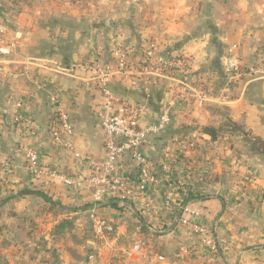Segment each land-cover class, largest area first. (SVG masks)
Returning a JSON list of instances; mask_svg holds the SVG:
<instances>
[{
    "label": "crops",
    "instance_id": "1",
    "mask_svg": "<svg viewBox=\"0 0 264 264\" xmlns=\"http://www.w3.org/2000/svg\"><path fill=\"white\" fill-rule=\"evenodd\" d=\"M3 1L0 48L10 53L0 52V264H51L54 257L62 260V253L71 259L62 264H98L86 234L94 205L85 179L91 164L105 158L102 96L78 66L98 58L112 66L115 48L123 45L130 67L137 69L154 40L161 55L171 48L182 51L192 61L189 76L206 84L213 98L202 107L182 103L159 142L146 149L159 179L149 191L150 205L139 202L129 211L104 200L99 213L119 230L127 224L163 230L161 247L151 256L142 254V247L134 251L145 264H264V0ZM230 57L238 59L243 76L223 99L224 63ZM111 87L145 103L153 122L168 82L153 81L145 94L119 74ZM53 98L74 128L71 149L52 136ZM17 101L27 121L22 127L13 119ZM206 126L219 128V138L202 133L196 151L178 155L173 139ZM26 148L37 150L46 169L74 185L33 177ZM176 155L172 170L163 171L165 159ZM124 163L137 178L136 163L129 158ZM186 190L204 197L180 207ZM38 191L53 204L33 195ZM166 191L172 193L171 205L165 204ZM180 218L207 229L216 249L204 245L205 235L180 225ZM70 228L78 236L71 237ZM66 240L71 245L61 249Z\"/></svg>",
    "mask_w": 264,
    "mask_h": 264
},
{
    "label": "built area",
    "instance_id": "2",
    "mask_svg": "<svg viewBox=\"0 0 264 264\" xmlns=\"http://www.w3.org/2000/svg\"><path fill=\"white\" fill-rule=\"evenodd\" d=\"M15 47L14 43L8 44V48L14 49ZM158 50V42L152 41L145 48L142 65L137 69L130 67V51L123 45H118L115 48L113 52L115 64L112 66L106 64L101 58L78 66L79 70L90 75L92 85L100 90L102 96L100 121L104 135L105 158L91 164V173L85 179L94 205L90 210V220L94 224L95 235L100 239H107V234H111L117 229V224L112 223L99 213V208L104 200H113L118 207L129 211H132L133 205L139 202L150 205L149 191L151 187L159 184V179L150 166L146 149L153 148L168 130L174 110L188 101L202 107L204 103L213 98L207 90L187 81L181 74L182 70H189L192 66V61L185 54H182L181 60H175L159 54ZM0 52L10 53L9 49L2 47ZM73 69L75 71L76 68ZM68 70L61 68L63 72H68ZM224 70L228 80L223 89L222 98L226 99L230 86L239 80L243 73L236 57L225 60ZM119 74L128 76L131 86L145 94L150 93L153 81L168 82V91L160 102V111L155 121L148 120V107L145 103L119 96L113 91L111 82ZM52 101L55 111L52 136L57 143L71 149L74 128L61 103L56 98H53ZM22 106V102L17 101L13 110L14 122L19 127L27 122ZM202 139V133L191 132L177 135L173 142L178 146V155H182L196 151L201 146ZM25 154L28 170L33 177L47 175L52 179L62 181L67 186L74 185L71 178L46 169L37 150L26 148ZM178 155L165 159L163 171L169 173L172 170ZM125 158L136 163L137 178L131 177L128 167L124 163ZM171 201L172 193L166 191L165 204L171 205ZM180 225L193 233L205 235L204 245L212 250L216 249L213 237L206 236L207 229L194 223L191 224L184 218H180ZM140 249L141 244L137 243L134 251L137 252Z\"/></svg>",
    "mask_w": 264,
    "mask_h": 264
},
{
    "label": "rangeland",
    "instance_id": "3",
    "mask_svg": "<svg viewBox=\"0 0 264 264\" xmlns=\"http://www.w3.org/2000/svg\"><path fill=\"white\" fill-rule=\"evenodd\" d=\"M8 3L14 5L13 0H8ZM5 5V1L0 0V8H3ZM134 225L127 224L122 230H119L117 225V229H115L113 233L107 234V239H100L95 235L93 229L94 224L90 220L86 234L88 232V234H90V239H92L90 255L93 254L94 256L92 257V260H94L93 262L97 263L98 261V264H145L147 261L144 260L146 259L141 256L138 257L139 253L134 252L135 245L137 243L141 244L142 251L140 252L142 254L146 253L149 255L150 253H153V251H157L158 248L161 247L158 241V236L163 235L159 231L163 230L157 226L155 228L152 225L149 226L151 230L146 226L139 228ZM77 232L78 230L70 228L68 234L71 237H74L78 236ZM67 244L71 245L70 240L64 241L62 245H60V248H69L67 247ZM78 249L76 248V250ZM84 251L87 252V249L84 248ZM61 255H63L62 260L58 257H54L51 260V264L67 263L68 260L71 262V259H69L68 256H64L63 253ZM86 256H88V254H86ZM82 261H84V259Z\"/></svg>",
    "mask_w": 264,
    "mask_h": 264
},
{
    "label": "trees",
    "instance_id": "4",
    "mask_svg": "<svg viewBox=\"0 0 264 264\" xmlns=\"http://www.w3.org/2000/svg\"><path fill=\"white\" fill-rule=\"evenodd\" d=\"M29 2V0H26L25 2ZM183 52L178 50L177 48H171L170 50H166V55H164L165 57L168 58H174L175 60H181ZM192 72V66L189 70H182L181 74H183L185 76V79L193 84H195L196 86L199 87H203L205 90L208 91L209 94H211V90L208 89V86L206 84H204L201 81H194L193 79H191V77L189 76V74H191ZM235 83V82H234ZM233 83V84H234ZM200 133H206L208 135H210L213 139H217L220 136V129L219 128H214L212 126H206L204 127L202 130L199 131ZM263 145V144H262ZM264 147V146H261ZM179 186L181 187V184L177 183ZM33 195H38L40 197V199L44 200L45 202H49L51 204H53V200L52 197H50L47 193L42 192V191H38L33 193ZM204 196H196L192 191L190 190H186L185 191V198H183L182 202H181V206L185 205L186 203L195 200V199H199V198H203ZM1 205H3L2 203H0V207ZM179 205H176V208L174 209V212H176L179 215H181V209H178Z\"/></svg>",
    "mask_w": 264,
    "mask_h": 264
}]
</instances>
